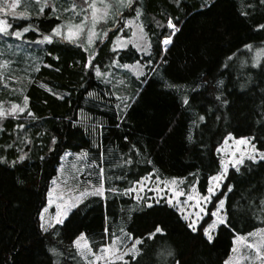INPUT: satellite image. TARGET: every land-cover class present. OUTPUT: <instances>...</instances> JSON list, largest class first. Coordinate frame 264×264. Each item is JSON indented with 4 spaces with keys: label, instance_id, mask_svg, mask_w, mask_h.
<instances>
[{
    "label": "trees",
    "instance_id": "1",
    "mask_svg": "<svg viewBox=\"0 0 264 264\" xmlns=\"http://www.w3.org/2000/svg\"><path fill=\"white\" fill-rule=\"evenodd\" d=\"M98 1L97 8L106 4ZM106 1L111 7L95 24L92 61L83 46L52 33L69 20L73 25L75 16V25L81 23L84 0H48L42 13L33 4L30 16L0 15L9 32L22 33L0 34V59L30 77L23 83L25 114L0 118V264H86L74 246L80 234L99 252L123 228L129 247L142 241L135 259L124 256L127 264H226L238 235L264 228V160L229 170L196 231L168 201L149 203L124 190L153 176L186 179L185 191L197 185L206 195L229 136L250 138L264 152V53L254 66L264 49V2L132 0L126 12L119 0ZM137 10L148 52L118 45ZM87 14L85 27L92 22L90 9ZM169 19L178 27L174 34ZM168 36L172 44L164 49ZM17 42L23 52L14 49ZM81 151L102 168L105 194L88 197L62 224L44 229L40 215L62 158ZM113 188L118 191H108ZM222 199L226 223L209 241L204 224Z\"/></svg>",
    "mask_w": 264,
    "mask_h": 264
},
{
    "label": "rangeland",
    "instance_id": "2",
    "mask_svg": "<svg viewBox=\"0 0 264 264\" xmlns=\"http://www.w3.org/2000/svg\"><path fill=\"white\" fill-rule=\"evenodd\" d=\"M98 2H103V4L108 3L106 0H99ZM13 3H15L14 8L11 7ZM33 4L40 7V5L37 3V0H0V15L8 14L16 17L30 16L31 11L29 8ZM117 4H118V9L120 11L128 12L132 7L131 5L127 6L125 10V6H121L119 2H117ZM98 9H99L98 15H103L105 11L108 12V9H105L104 5L103 6L98 5ZM141 13L142 12L139 11V15H136V19L134 20L130 19L125 23V25H127L125 27L130 30V33L128 37H124L123 40L121 39L118 41L119 46L126 47L127 45L132 44L141 52H148L150 50L151 44L149 38H147L146 35H144L145 24ZM75 18L76 16L74 17V19ZM74 19L71 20L73 25H75ZM69 22L70 20L67 21L65 25H59L61 26L62 35L58 37L65 38V34L67 33V26L70 25ZM92 28H93V24L92 22H89L86 25V27L84 26L83 30L80 31L78 36H75L72 40H70L78 45L83 46L86 50L89 51V53H91L90 61L93 60L96 52V39H97V33H96L97 28L95 26L94 28L95 35L92 37V42L89 43V30ZM170 29L173 31V34L176 33V31H178V27H175V29L173 28ZM73 30L75 31V29ZM171 44H172V37L168 44L165 45L163 43L164 49L169 48ZM15 45H17L16 48H14L15 50H17V53L23 52V50L21 49L24 46L23 43L17 42V44ZM0 65L3 66L0 67V77H2L0 78V83H1L0 113H2L0 114V118L2 119L3 117H8V116H16V117L22 116L25 114L28 107V101L27 99L25 100L26 96L23 88V83L29 82L30 77L28 74L26 75L20 74L19 69L18 68L15 69L11 65L9 59H0ZM129 68L137 76L143 73V68L140 66H130ZM4 93H7V95H5ZM120 93L122 94L121 89H120ZM118 97L122 98L121 95ZM15 105H18L20 108H23L24 111L20 112L19 109L17 108L14 112L13 106ZM248 139L250 141V144H243V143L238 144L237 141H240L241 138L229 136L225 140L223 145L219 148V155L221 157V162H222L221 171L223 170V165L227 164L228 166L227 172L224 174L223 179L219 182L218 188H215L216 182L210 179L209 186H213L215 188V191L212 194H209L207 192L206 195L210 196L207 202H205L202 199V197L205 195H201L199 193L196 187L197 185L192 186L188 191L184 190L188 188V182L186 181V179L161 180L157 177L151 176V177H146L143 182L137 184L136 187L133 188L135 189L136 192L142 193L143 197L145 196L148 197L150 199L149 203L159 202L161 200L168 201L172 206H174L177 209V211L180 213L182 218L188 224L195 221V227L197 229L200 227V225L204 223L206 219H208L209 207L210 205H212V201L214 197L222 189L223 183L226 179L229 170L231 168H237V167L239 168L246 160H249L248 157L250 154H252V145L255 146V144L252 142L250 138ZM258 152L260 151L258 150ZM241 157H243V163L239 164L237 167H234L233 166L234 162L240 159ZM259 159H260L259 156H257L256 160ZM101 169L102 168H100L99 165L90 161V159L88 158V154L84 151L66 152L64 154L62 158V162L58 168V172L56 176L53 178L49 189V192H51L52 194L50 196L48 192L47 204L41 212V215L44 217L43 220H41V215H40L41 224L45 225L44 229H50L57 224H62V223H57V219H56L57 213L62 211L68 203L72 202V200H76L77 198H79L78 203L76 204L77 207L85 199H87L92 195H95L93 194V190L96 187H99L100 185ZM103 183H104V175H103ZM81 193H83V196H81ZM189 197H192V199H190ZM197 200H199V206H197ZM222 200L224 202L223 207L221 208L218 203L217 206L212 210V214L209 221L204 224V228L208 227L210 224H215V227L209 230V234L212 235V238L215 236L218 228L226 223L225 200L224 199ZM74 208L70 209L66 216L61 217V219H63V222L68 218V216L70 215V213ZM201 208H203V211H200ZM213 213L216 214L213 215ZM221 220H223L224 223H221L220 222ZM121 230H120V234L125 233L124 228ZM120 234L115 233L112 242H110L108 245H112L113 242L115 241L117 248L126 251L128 248H130L127 244L129 240L128 241L123 240L126 233L123 235ZM86 240L89 243L87 238ZM83 243L84 241L81 240V245ZM248 244H258L261 248L262 253H264V242H262L261 235H256V236H249L248 234L244 236L238 235L234 240V248L236 249V251H232L231 255L226 260L227 264H264V255H262L261 258H256L255 249L247 247ZM74 246L86 264H89V261L93 260V257L88 255L87 253H85V255L82 256L80 254V250H78L75 243ZM96 253L99 254L100 251ZM117 261L118 260L114 261V264ZM95 264H106V261L96 260ZM107 264H112V262L109 261L107 262Z\"/></svg>",
    "mask_w": 264,
    "mask_h": 264
},
{
    "label": "snow or ice",
    "instance_id": "3",
    "mask_svg": "<svg viewBox=\"0 0 264 264\" xmlns=\"http://www.w3.org/2000/svg\"><path fill=\"white\" fill-rule=\"evenodd\" d=\"M261 2H264V0H261ZM37 3L40 5L39 7V11L42 13L43 10H44V7H47L48 6V3H47V0H37ZM119 3L121 4V6H130L131 3H132V0H119ZM105 9H108L111 7V4L110 3H106L105 5ZM11 7H15V3H13L11 5ZM76 4H72L71 5V8L73 11L76 10ZM88 9L91 10V20H92V24H93V28L89 30V43L92 42V37L95 35V31H94V28H95V24L98 20L100 19H104L107 15H108V12L105 11L103 15H98V11L99 9L97 8V5H96V2L95 0H92V3H88V0H84V5L81 6V11L85 12V15L83 17V19L81 20V23L80 24H77V25H68L67 26V33L65 34V38L69 39V40H72L75 36H78L80 31L83 30L84 26H85V23L89 20V15L87 14V11ZM53 11H55V7H53L52 9ZM65 11H68V9H65ZM137 15H139V11L137 10ZM127 26V25H125ZM168 26L170 28H173L175 29V25L173 24L172 20H168ZM11 25H7L3 20H0V34L4 35V36H9V35H12V36H15L17 38H20L22 33L20 31H13V32H9L8 31V28H10ZM31 27V25L29 26H26L24 27L23 31L24 32H27L29 31V28ZM260 27L264 28V25H260ZM75 29V31L73 30ZM52 33L55 35V36H61L62 33H61V26H56L52 29ZM106 35V33H105ZM135 35V34H133ZM43 39L45 41H49L51 42L52 40V36H49V35H45L43 37ZM171 40V36H168V37H165L164 40H163V43L166 45L170 42ZM123 46V45H122ZM246 47H248L249 49H251V45H247ZM261 53H264V49H261L258 54H257V58H256V61H255V64L254 66H258L259 65V61H260V56H261ZM0 67H3L2 65H0ZM99 74V72L97 73ZM2 78V77H0ZM27 99V97H25V100ZM185 103H187V100H185ZM226 103V101H225ZM128 105H125V108H127ZM19 109L20 112H23L24 109L23 108H20L18 105H15L13 106V111L15 112L16 109ZM2 114V113H0ZM202 119V118H201ZM237 143H243V144H250V141L247 137H244V138H241L240 141H237ZM257 156H259L260 159L264 160V152H258V150L255 148L254 145H252V154L249 155V159L255 161L257 159ZM243 163V157H241L240 159L236 160L233 164L234 167H237L239 164H242ZM227 164H224L223 165V170L215 175V176H212L210 179L214 182H216L215 184V188H218L219 187V182L223 179V176L224 174L227 172ZM237 170L238 167H237ZM100 177H101V182H100V185L99 187H96L94 190H93V194L95 195H99V196H104L105 194V188H104V183H103V170L101 169V172H100ZM175 182V181H173ZM137 183H140V181H137ZM215 188L213 186H209L208 189H207V192L209 194H212L214 193L215 191ZM108 191H112V192H117L118 189H108ZM125 194L127 193H130L132 191H135L134 188H128V189H125ZM51 192H49V195L51 196ZM81 196H83V193H81ZM190 199H192V197H189ZM210 198V196L208 195H205L202 197V199L207 202L208 199ZM78 199L77 198L76 200H72L71 203H68L64 209L60 212L57 213V216H56V219H57V223H63V219H61L62 216H66L68 211L74 207H76V204L78 203ZM219 203V206L222 208L223 207V200H220L218 201ZM197 206H199V200H197ZM59 207V206H58ZM200 211H203V208L200 209ZM216 213H213V215H215ZM198 215V214H197ZM43 216L41 215V220H43ZM221 223H224L223 220L220 221ZM41 227L44 228L45 225L41 224ZM189 228L192 229V231H196V227H195V221L189 223L188 225ZM215 227V224H210L208 227H205L203 228V232L205 235H207V238L209 241L212 240V235L209 234V230L211 228ZM123 231V230H121ZM161 229L159 227L155 228V232H160ZM154 235V233L150 232L149 233V237H152ZM249 236H256V235H261L262 237V242H264V229H258L256 232H252V233H249L248 234ZM129 238H131V234H128ZM81 240L84 241V243L81 245ZM74 243L76 244L78 250H80V254L82 256L85 255V253H87L88 255L92 256L93 257V260L89 261V264H95V261L96 260H105L106 261V264L107 262L111 261L112 264H114V261L116 260H120V261H124V256L125 255H130V258L131 259H135L136 256L140 253L141 249H139L136 245L138 244H141L142 241L137 238L135 240V243L130 247L128 248L126 251L120 249V248H117L116 247V242L114 241L112 245H105L103 246L101 249H100V253H96L92 250L91 246L89 245V243L87 242L86 238L84 237V234H80V236L76 239V241H74ZM247 247L249 248H254L255 249V252H256V258H261L262 255H264V253H262L261 251V248L258 244H248ZM233 251H236L235 248H233ZM119 253V254H118ZM124 264H127V261H124ZM178 264V262H177ZM227 264V262H226Z\"/></svg>",
    "mask_w": 264,
    "mask_h": 264
}]
</instances>
